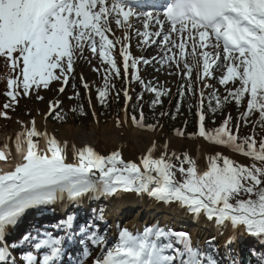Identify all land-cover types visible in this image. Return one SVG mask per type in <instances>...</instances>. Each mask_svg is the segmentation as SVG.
Masks as SVG:
<instances>
[{
	"label": "snow or ice",
	"instance_id": "1",
	"mask_svg": "<svg viewBox=\"0 0 264 264\" xmlns=\"http://www.w3.org/2000/svg\"><path fill=\"white\" fill-rule=\"evenodd\" d=\"M158 7L163 10H138L130 0H0V59L14 73L7 81L9 101L0 117L11 119L8 110L14 111L23 98L35 95L43 101L40 91L51 90L53 82L60 85L57 91L64 93L71 79L70 86L76 90L74 66L84 58L86 49L107 66L103 69L105 87L97 89L102 105L115 88L110 80L122 78V73L127 77L132 70L133 79L155 93L151 102L155 108L168 90L145 85L140 76V66L155 60L161 67L174 68L169 75L183 81L178 89L181 100L185 95L198 97L199 136L247 158V162L218 150L207 156L206 166L201 167L197 158L187 153L169 154L166 143L161 154H155L153 144L136 163L126 161L119 151L104 156L92 146L80 148L61 142L55 135L38 130L35 119L30 127L17 120L22 130L0 143V264H17L12 251L24 248L28 250L20 257L22 264H61L65 244L83 243L84 236L101 252L92 264H243L233 253L237 240L249 237L264 242V137L258 139L255 133L257 125L264 128V0H167ZM134 22L142 25V30L135 29L138 46L156 45L161 56L152 60L132 56ZM116 28L121 29L120 36ZM117 48L120 62L114 54ZM213 79L224 87L223 96L210 83ZM80 83L90 90L83 74ZM206 89H213L207 97ZM79 95L77 90L69 99H79ZM119 95L117 91L116 97ZM123 95L132 100L127 89ZM88 99L91 103L90 96ZM206 101L213 115L217 111L223 115L224 106L232 102L244 106L242 119L245 126L253 125V134L240 137L241 124L238 122L234 131L231 115L219 128L207 131ZM60 104L50 101L49 114L62 121L65 117L58 113ZM179 109L178 103L177 112ZM72 111L85 114L83 105ZM255 114L258 119L252 121ZM92 115L95 117V111ZM130 118L137 127L156 130L157 125L142 123V112L139 119L135 115ZM127 119L125 109V122ZM177 135L183 133L177 131ZM126 194H146L193 217H205L218 234L228 233L224 257H219L215 237L206 241V251L194 244L189 233L159 226L146 227L139 235L123 228L118 242L109 246L94 224L79 226L77 236L74 215L57 225L63 235L37 231L25 234L20 241L7 240L30 210L52 208L65 199L80 206L85 198H123ZM99 212L96 218L103 220V210ZM89 255L84 252L85 259ZM249 257V264L251 258L264 264V253L257 255L250 249Z\"/></svg>",
	"mask_w": 264,
	"mask_h": 264
},
{
	"label": "rangeland",
	"instance_id": "2",
	"mask_svg": "<svg viewBox=\"0 0 264 264\" xmlns=\"http://www.w3.org/2000/svg\"><path fill=\"white\" fill-rule=\"evenodd\" d=\"M111 38V37H110ZM138 37L136 35L133 36L132 40H130V52L132 56L134 57H141L142 55V49L144 48L143 45L138 46L137 43ZM140 44V43H139ZM117 57L118 62L121 61V57L118 55V48L114 53ZM150 54L151 57H149V60H152L153 57H159L163 53L161 49L157 48L156 45H152L150 49ZM79 55V53H77ZM90 61V62H89ZM75 83L77 84V89L73 90L72 87L70 86L72 83V80L70 79V85L65 89L64 93H59L57 89L60 87V85L56 82H53V84L50 86L51 90H41L40 95L44 97L43 101H38L35 98V95H32L30 98H23L19 102V106L9 115L11 119H4L0 117V131H10L14 127H16L17 124L21 127L20 123H17V120L22 121L23 123L26 122L27 120H33L34 118H40L41 116L45 117L49 113V102L50 101H60V107L58 109V112L62 110V112H65L66 114L72 115L74 111L72 109L77 108L79 101L82 103L83 107L85 108L86 113L88 114L87 117H82V116H76V118L71 117V122L69 124L65 125H58L61 127L64 126H73L75 128H78L81 131V137H86V135H89V132L91 129L94 127V125L99 124L101 126H111V125H116L120 129H124L128 124H132L134 129L142 131L144 133H149L152 135H155V139L158 140L159 145H161L160 153L161 154L164 151V145L170 139L171 137L174 138H179L182 141H184L187 145L188 144H195L199 140H204L208 145L210 146H215L210 144L207 140H205L203 137L199 136L198 134H195L193 137H189L187 139L184 135H175L172 131L166 130L163 127H159L155 131H146L140 127H137L133 124L132 120L129 118L127 119V122H125V109L130 101H127L123 95V90L127 89L129 92V95L132 97V87L130 84L128 85L130 79H132L131 72L130 70V75L128 76V81L125 80L123 74L122 78H117V79H111L110 82L115 85V88L112 90L113 93L116 95V92L119 91L120 95L119 97L113 98V103L112 107L110 110V113L105 112L102 110L99 105L97 104V101L95 99V91L96 89H103L105 87V73L103 72V69L107 67L106 65H103L101 63V60L98 55H93L90 50H85L84 52V58L78 59L75 64ZM93 68H100L101 71L98 73L96 71H93ZM157 69H160L157 71ZM169 72H175L174 68H169L167 66L161 67L159 63H157L155 60L152 61L151 64L149 65H141L140 66V76L141 79L143 80L144 83L146 84H151L154 85L155 87H158L162 90H168V93L172 95V97H175L178 95V89L179 85L183 83L181 78L175 74L169 75ZM80 74H83L85 77H89L90 81L88 82L90 85V90L86 91L83 86L80 83ZM217 76H219V73H216ZM14 77V73L10 67L5 65L3 59H0V92H5L7 88V81L11 78ZM196 78V72L195 70L193 71L192 74V80L195 81ZM212 85H214L215 89H218L220 92V95L223 96L225 94L224 87L221 86L216 79H213L210 81ZM231 87V85H229ZM79 91V99H69V97H74L76 94V91ZM213 89H206L205 90V96L208 95ZM89 96L91 97V103H89ZM189 96V95H188ZM189 99L192 103L193 106H196V110L198 109V97H192L189 96ZM132 101V100H131ZM93 111H95L96 115L95 117L92 115ZM198 112V111H197ZM242 113L243 110H236L234 108L233 104L229 103L226 105V112L224 117H218V118H213V119H207L206 118V123L205 127L206 130L211 132L214 129H217L221 126L223 121L228 117V115H231L232 121L231 124L233 126V130L235 131L234 126L239 122L241 124V127L239 129L238 135L240 137H246L249 135L253 134V125L249 123L247 126L244 125V121L242 119ZM257 118V115H253L250 119L252 121H255ZM43 119V118H42ZM76 120V121H75ZM50 121V119H49ZM117 121H120L119 126L117 125ZM214 121V122H213ZM51 122V121H50ZM57 125V124H55ZM255 133L257 135V138L259 139L260 137H264V128H260L258 125L255 127ZM82 143H85L84 140L81 141ZM86 145V144H84ZM219 147V146H217ZM172 153V152H171ZM169 153V154H171ZM178 155H183L187 153L188 155L197 158L198 163L200 164L201 167L206 166V157L209 155H203V156H197L194 154V152L188 147L184 146L183 148L180 149V151H175ZM230 153V152H229ZM231 155L238 156L242 159H245L247 161V158L241 157L239 155H235L230 153ZM212 155V154H211ZM203 157V158H202ZM202 158L201 162L200 159ZM174 163H179L178 161H173ZM104 197L100 198H93L85 207L84 211L82 213H79V215L86 216L88 214V211L91 209H95L98 211V215L100 214L99 210L105 209L103 203L101 202ZM120 199V198H119ZM50 208H46V210H49ZM132 215V213L130 214ZM155 214L150 215L151 217L154 216ZM104 216V213H103ZM203 217V216H201ZM196 217H193L191 214L188 213V220H192ZM206 219L205 217H203ZM147 221V220H145ZM112 226V224H111ZM168 226V225H167ZM146 227H143V229H137V234H142L144 229ZM112 229V228H111ZM113 230H111L109 234V239L115 243L117 242L115 239H113ZM247 238L248 240L250 239L249 237H244ZM218 241L220 240L218 237L215 238ZM109 240V241H110ZM257 240V239H253ZM198 241V240H197ZM251 241V240H249ZM258 241V240H257ZM203 242H200L199 245H201ZM224 243H222L223 245ZM258 246L264 245V242H260L256 244ZM233 252L238 253L234 247H238L237 245H233ZM241 250V249H240ZM99 249L96 251V257L99 256ZM15 257V254H14Z\"/></svg>",
	"mask_w": 264,
	"mask_h": 264
},
{
	"label": "bare ground",
	"instance_id": "3",
	"mask_svg": "<svg viewBox=\"0 0 264 264\" xmlns=\"http://www.w3.org/2000/svg\"><path fill=\"white\" fill-rule=\"evenodd\" d=\"M113 27L116 26L113 24ZM141 28L142 25L139 22H134L133 30L131 33V40L135 35V29ZM151 30V29H150ZM116 35H121V29L116 28ZM139 44V38L137 40ZM151 47L144 46L142 49L141 57L148 59L151 57L150 54ZM122 59V58H121ZM87 82L90 81L89 77H84ZM43 118V119H42ZM36 121V127L40 131H47L51 135H55L61 142L67 141L69 145L75 144L77 147H84L86 145L92 146L97 152L101 155L109 156L115 151H119L122 154V157L126 161L139 163L140 157L148 152V150L155 144L156 146V155H159L161 145H159L158 140L155 139V135L144 133L142 131L134 129L133 125L130 123L124 129L118 128L115 124L111 126H101L99 122L89 132V135L86 137H81V131L78 128L73 126H58L49 121V119L45 116H41L40 118H34ZM31 120H27L24 124H27L29 127ZM22 130V127L19 124L16 125L10 131H0V143L4 142L6 138L12 136L14 137L16 133ZM84 140L85 143L81 141ZM168 144V152L180 151L184 146H188L195 155L203 156V155H214L216 151H222L223 154L233 156L238 161L242 159L238 156L231 155L227 150H223L217 146H210L204 140H199L195 144H186L179 138L171 137L166 142ZM71 159V155L69 156ZM203 158V157H202ZM200 159V162L202 160ZM93 198H85L82 202V205L77 206L71 202H63L57 203L54 207L49 209V212L52 213H60L65 210H75L81 212L84 211L85 206L92 200ZM102 203L105 206H108L104 211V218L106 219H115L117 223H115L114 234L113 237H118L119 239V231L123 228H127L133 234L137 233V229H143L146 224H154V226L164 227L165 225L170 224H180L185 227L186 225H191L196 228V232L190 231L191 235H193L194 239H198L199 242L207 241L212 239L213 237L219 238L218 241L216 239L217 245H222L224 243L225 238L228 233L223 232V234H218L217 228L212 224V222L207 219L204 220L202 226H198V223H193L192 220H188V213L175 205H165L160 202L153 200L148 197L146 194L143 196H136L135 194H126L123 198H106L102 199ZM39 212H45V210H36ZM132 213V215H130ZM155 214L150 221V215ZM128 216V217H127ZM148 219L147 223H143ZM157 220V221H156ZM198 230V231H197ZM196 233V234H195ZM243 239V240H242ZM242 241H245V246H248L250 249L254 248L253 243L258 244L260 241H249L246 238L242 237L237 240L234 244L238 246V244ZM235 250L239 249L238 247H234ZM95 258H93L94 260ZM92 260V261H93Z\"/></svg>",
	"mask_w": 264,
	"mask_h": 264
},
{
	"label": "trees",
	"instance_id": "4",
	"mask_svg": "<svg viewBox=\"0 0 264 264\" xmlns=\"http://www.w3.org/2000/svg\"><path fill=\"white\" fill-rule=\"evenodd\" d=\"M134 86V99L132 101V106L129 107V115L130 117L135 115L137 118H139V111L143 113L144 120L142 121L144 124H153L157 125L156 129L159 126H163L164 129L170 130L172 132L174 131H181L183 129L185 132V136L187 134L192 135L195 131V119H194V107L190 102L188 101V98L185 97L181 100L180 98L173 100L170 104H166L170 102L171 96L170 94H166L160 97V103H158L155 108H153L151 102L153 99H155V93L149 92L146 90V88L141 85L137 81H133ZM160 90V89H159ZM138 96H142V99L137 100ZM96 100L99 105V107L104 110L105 112L110 113L111 107H112V99L111 95H109L106 105H102L98 98L96 93ZM5 103H8V97L4 95V93H0V112L4 109ZM180 105L179 112H177V105ZM235 104V102H233ZM213 106H215V103L213 102ZM235 107L237 109H240L244 106L237 107L235 104ZM205 108L208 114L209 118L221 116L220 112L217 111L215 115L211 113V111L207 108V101L205 103ZM12 111V110H8ZM225 112V106L223 108V114ZM161 113H164L163 116H161ZM65 117L64 115H62ZM82 116H86L87 114H84ZM174 117V118H173ZM54 122L56 124H65L69 122V118L66 117L65 119L57 120L55 119ZM179 127V129L177 128ZM264 253V252H260ZM260 253H257L258 255Z\"/></svg>",
	"mask_w": 264,
	"mask_h": 264
}]
</instances>
